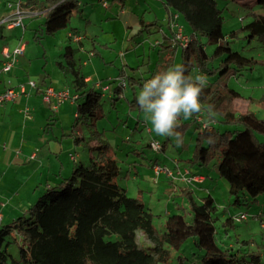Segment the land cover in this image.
<instances>
[{
  "label": "trees",
  "instance_id": "1",
  "mask_svg": "<svg viewBox=\"0 0 264 264\" xmlns=\"http://www.w3.org/2000/svg\"><path fill=\"white\" fill-rule=\"evenodd\" d=\"M232 1L243 4L252 15V20L241 29L248 31L249 36L263 40L264 15L256 14L252 9L254 5H264V0ZM162 2L176 16L182 17L189 28L186 46L174 39V33L169 37L171 43H160V50L165 53L162 71L182 65L187 69L186 75H190L192 67L201 71L208 69L207 63L213 57L222 58V62L218 68L208 69L207 74H214L221 67L225 71L230 65H235L237 70L252 68L256 63L253 58L232 50L229 39L222 32L223 16L216 0ZM23 6L27 11L41 13L42 20L33 36L38 42L66 28L73 12L80 8L79 0H20L22 11ZM11 7L14 9L13 3ZM140 21L146 26L145 21ZM2 23L7 27L6 22ZM235 33L232 31L229 38ZM206 43L218 44L213 56H208ZM75 50L67 40L63 60L57 64L65 75L72 77V87L77 94L73 126L83 125L88 132L86 138L72 136L75 143L81 138L93 142L88 144L89 160L86 164H75L70 175L46 185L33 204L0 228V264H167L171 252L178 251L188 238H195L198 248L205 251L201 264H262L259 251L248 248L253 238L238 240L241 245L238 248L217 243L213 217L217 202L209 193L196 202L191 196L192 191L184 188L194 212L193 222L188 223L181 213H170L164 220L163 231L154 228L153 214L114 181L120 167L110 156V144L103 140V133L96 128L97 120L104 116L103 91L86 81L82 63L74 56ZM127 79L132 84L140 83L139 78L128 76ZM121 90L120 84L114 86V94L118 96L112 100L120 98ZM240 98L241 94L226 84L206 82L200 102L201 112L209 119L208 125L202 127L195 121L194 114L188 121L179 119L175 129L179 133L175 136L182 141L191 124H195L194 148L188 162L200 169L218 157V174L227 180L228 192L235 197L234 202L239 201L241 194L253 199L264 195V96L259 101L262 117L251 109L239 111L236 104ZM129 104L134 107L135 99ZM209 108L212 109L211 115ZM215 121L233 129L220 130L214 125ZM161 145L163 150L162 142ZM262 214H256L258 220H264ZM233 222V216H229L222 224L228 227ZM137 230L152 242L150 252L138 245ZM112 235L115 237L111 238ZM9 236L12 240H7ZM12 241L21 244L18 259L8 252ZM257 247L264 251V241Z\"/></svg>",
  "mask_w": 264,
  "mask_h": 264
},
{
  "label": "rangeland",
  "instance_id": "2",
  "mask_svg": "<svg viewBox=\"0 0 264 264\" xmlns=\"http://www.w3.org/2000/svg\"><path fill=\"white\" fill-rule=\"evenodd\" d=\"M15 1L17 0H0L1 26L4 24L1 23L2 18H6L13 13L11 4L13 3L15 6ZM21 1L25 2L26 0ZM150 1L160 7L161 11L157 8L156 14H154L155 9L150 10L146 0H103L102 3L99 0H93L89 2L84 11L87 16H91L90 22L87 17H82V13H79L78 17L73 15L66 28L38 42L33 38L34 29L37 28L42 19L33 15L25 16L24 29L15 27L13 30L6 31V35L7 37L13 36V38L22 36L21 40H24L25 43L29 42L32 46L34 45L32 47L34 52L36 47H39L40 54L37 55L39 58L33 55L35 56L33 58L34 66L41 71L40 74L42 76L39 79H42L45 75L42 72V65L47 71L54 67L58 73H61V70L56 65V60L58 59L56 54L59 52L60 40H63L67 30L74 28L81 34H86L87 37L95 38L98 41L96 44L93 45L87 42L86 45L92 50L94 49L93 51L97 55L93 51L85 54L83 52L80 53L74 45L76 48L74 56L77 58L81 55V62H84L85 65L88 64V66H82L84 74L93 79H98L97 81L104 80L106 83L115 80L111 86L118 85L122 81L127 82V86H122L121 98L114 101L110 98L102 97L104 116L96 122V128L103 133V140L111 146L110 156L116 159L120 167V173L114 181L125 189L128 196L139 199L145 208L153 214V226L158 232L163 231L164 220L170 213H181L188 223L193 222L194 212L191 209L188 195L183 192L184 188L192 190L191 196L196 202H200L201 198L210 192L217 202V209L213 214L217 243L223 247L233 246V248H238L241 246L240 243H237L238 240L253 238V243L248 248L249 250H258L262 264H264V251L257 247L262 242V236L259 233L260 220L255 217L257 213L264 212V195L260 194L256 199H253L247 194H241L239 201L234 202L235 197L230 196L228 192L227 180L218 174V157L207 166L201 167V170H198L199 167L196 165L189 164L188 159L192 156L196 134L194 123L188 128L182 141L175 135L171 137L158 136L151 130L150 122L146 119L145 114L139 110L138 106L135 104L134 107H130V101L136 98L143 82L162 71L165 53L160 50L158 45L155 46L154 43L163 41L162 31L171 34L169 25L172 21L167 18V8L159 0L158 2L156 0ZM104 2L105 6L109 5L108 8L101 5ZM121 2H124L122 3L124 8H133L137 15H142L146 26L137 22L133 28L129 29L131 32L129 38L127 37L126 39L124 37L125 39H122L120 37L117 40V44L112 45L110 50L108 48L110 46L109 43L117 38L116 35L111 34V22L121 17L119 12H116V10H120ZM216 2L218 8L222 11V32L229 39L232 50L239 52L244 57L253 58L256 63L252 68L237 70L235 65H230L225 71V68L221 67L214 74H207L208 69L212 67L218 68L222 62V58L213 57L207 63L208 69L201 71L192 67L189 73L193 77L195 75L204 76L206 82L217 81L235 89L242 97V100L236 104V108L241 112H244L247 108L252 109L258 116L262 117L259 101L264 96V39L262 40L257 36L251 37L248 31L241 29L244 24L252 20L250 10L245 8L243 4L232 0H216ZM109 8L114 13L108 10ZM22 9L25 12L27 11L24 6ZM252 10L256 14L264 15V5H254ZM128 15H131L130 11ZM155 15H158L157 18ZM108 16H111V18L107 19ZM178 21L185 31L189 32L184 19L179 17ZM3 27L5 28L6 26L3 25ZM24 30L25 35L22 33ZM232 31H236L235 36L229 38V34ZM202 40L206 42L205 38H202ZM217 47V43H206L205 48L208 56H213ZM63 48L65 49L64 45ZM43 52L47 54L46 57H42ZM45 59L49 62L46 63ZM128 76L139 78L140 83L132 84V81L127 79ZM68 80L70 81V78ZM68 84L72 85L71 82H68ZM58 90L70 91L71 89ZM201 115L204 121H209L203 113ZM189 119L182 118V121H188ZM73 120L74 114L65 113L58 118L52 128H49L52 141L57 143L59 139L63 140L62 142L66 149L64 157L66 159L65 168L68 170L67 176L70 175L71 165L73 164L72 160H68V154L69 157L76 156V163L82 161L86 164L90 152L88 144H93V142L88 143L87 139H81L78 143H75L68 136ZM214 125L220 130L233 129L232 126L221 121H215ZM148 129L150 132H148ZM86 136H88V133H86ZM151 137L162 142L164 149L159 152L150 149L145 141ZM156 166L161 169L158 174L154 170ZM178 168L182 172H184L185 168L192 172H202L206 178L203 184L204 188H199L193 183L189 186L188 183L181 181V175H167L166 169L176 173ZM197 178L202 180V177ZM240 212L246 213L247 218L242 221L234 220V224L228 227L222 224L227 217L237 215ZM114 237V235L111 236V238ZM136 239L142 249L150 252L152 242L145 238L142 231L137 230ZM7 240H12V238L9 236ZM195 241V238H188L178 251L173 250L167 264H201L205 251L198 248ZM20 245L19 242L14 241L8 245V252L15 259L19 258ZM16 264L22 263L17 262Z\"/></svg>",
  "mask_w": 264,
  "mask_h": 264
},
{
  "label": "crops",
  "instance_id": "3",
  "mask_svg": "<svg viewBox=\"0 0 264 264\" xmlns=\"http://www.w3.org/2000/svg\"><path fill=\"white\" fill-rule=\"evenodd\" d=\"M90 1L93 0H79L80 8L78 12H73V15L78 17V14L82 13L83 16H81L87 17L90 22L91 16H87L86 13H84ZM99 1L101 3L103 2V0ZM146 1L149 4L150 10L155 9L154 14H156L157 8L161 11V8L154 5L150 0ZM156 1L158 2V0ZM159 1L164 5L162 0ZM122 3L124 2L120 3V10H116L121 17L111 22V34L116 35L117 38L109 43L110 46L108 48L110 50L112 49V45L117 44V40L120 37L122 39L124 37L126 39L127 37L129 38V35L131 34L129 29L133 28L137 22L141 23L140 20L145 21L142 15H137L133 8H124ZM101 5L105 6L104 3ZM105 7L108 8L109 5H106ZM108 10H111V8ZM166 10L168 12L167 18L169 21H172V23L169 25L171 34L162 31L163 41L159 40L160 43L163 42L165 45L171 43L169 37L174 33V24L180 25L178 21L179 17L176 16L174 11L170 9ZM129 11L131 13L130 16L128 15ZM26 12V17L34 15L41 18L40 12ZM157 16L155 15L156 18ZM109 18H111V16L107 17V19ZM181 27L183 32L188 35L189 32H186L182 25ZM14 28L15 27L4 28L3 25H0V67L5 60H8L4 55L5 51L11 54L20 43H23L24 50L22 54L17 57L11 70L0 74V91H4L8 87L18 89L20 85H23L24 91L19 92L13 100L4 101L0 104V228L3 225L12 222L13 219L22 214L24 210L33 204L42 194L46 185L58 181L61 177L67 176L66 173L68 170L65 168L66 159L64 157L66 149L64 148L63 140L59 139V142L57 143L56 141H52L50 139L49 128H52V126L56 124L58 118L62 117L65 113L74 114V119L76 115V109H74L76 103H71L69 101L62 102L57 109H53L50 103L43 100L41 92L43 87L50 85L56 90L70 88L71 90L69 92L75 93L72 85L68 84V82H71L72 84V77L70 75H65L62 71L61 75V73H58L54 67H51L47 71L42 65V72L45 75L42 79H39V77L42 76L40 74L41 71L38 70V67L34 66L33 58L40 54V49L35 46L36 50L34 52L32 50L34 45L32 46L29 42L25 43L24 40H21L23 38L22 36H14L15 38H13V36L7 37L6 31L13 30ZM22 33L25 35V30ZM67 40L69 41V44L73 45V47L75 45L77 50L84 54L94 50L86 45L87 42H90L93 45L98 42L95 38L87 37L86 34H81L74 28L67 30L64 34L63 40H60L59 52L56 54L58 55V59L56 60L57 66V62L63 60V53L65 51L63 45L66 46ZM160 43L155 42L154 45H158L161 48L162 46ZM103 44L108 45L107 43ZM46 55L45 52L42 53V57H46ZM36 58L39 57L37 56ZM77 59L81 62V55L78 56ZM45 62L48 63L49 61L45 59ZM83 65H85L84 62L82 63V66ZM85 66H88V64ZM59 70L61 69L59 68ZM86 76V81L91 86H93L94 82L98 80L96 78L93 79L88 75ZM69 78L70 81L68 80ZM63 79H65V81H63ZM29 80L36 81L38 88L30 87L28 84ZM102 81L104 82V80ZM98 89L102 90L101 87ZM117 96H115L114 86H111V84L109 85L108 90L102 92L103 98L112 99ZM241 100L242 97L238 101L240 102ZM73 121L68 136L73 140L74 137L86 138V133L88 132L85 126H73ZM142 126L144 125L142 124ZM148 141L149 140L145 141L146 145ZM68 160L73 161V164L71 165L72 171L74 165L77 164L76 156L69 157L68 154ZM81 163L84 162L81 161ZM201 169L202 168L198 170ZM190 173L193 175L192 172ZM194 173H199L195 175L202 177V180L195 179L188 185L190 186V184L193 183L199 188H204L203 184L206 181L204 174L202 172ZM209 194L212 196L210 192ZM260 213L264 212L261 211ZM259 228V233L264 241V231L261 229V226H259Z\"/></svg>",
  "mask_w": 264,
  "mask_h": 264
},
{
  "label": "clouds",
  "instance_id": "4",
  "mask_svg": "<svg viewBox=\"0 0 264 264\" xmlns=\"http://www.w3.org/2000/svg\"><path fill=\"white\" fill-rule=\"evenodd\" d=\"M187 69L174 65L143 82L135 102L158 136H179L177 121L201 112L200 96L206 78L186 75ZM122 83L127 86L126 81ZM211 115L212 109H208Z\"/></svg>",
  "mask_w": 264,
  "mask_h": 264
},
{
  "label": "built area",
  "instance_id": "5",
  "mask_svg": "<svg viewBox=\"0 0 264 264\" xmlns=\"http://www.w3.org/2000/svg\"><path fill=\"white\" fill-rule=\"evenodd\" d=\"M14 4L15 6L13 9V13L10 14V16L8 17L3 18L1 23L6 22L7 27L9 28L15 27V26L23 27V19L25 17V13L20 9V0L15 1ZM174 26H175L174 39L179 41L183 47L186 46V44L189 41L188 35L183 33L181 26H179L178 24H174ZM23 50H24V45L23 43H20L13 50L11 54L8 53L7 51L4 52V55L8 60L4 61L2 66L0 67V74L2 72H7L11 70V68L14 66L17 55L22 54ZM28 84L32 88H38L37 83L34 80H29ZM94 85L95 87H99V88L101 87L102 91H106L109 88L110 82L106 83L102 81H95ZM120 85L124 86L123 83H120ZM23 91H24L23 85H20L18 89H14L13 87H8L4 91H0V104L4 101L13 100L19 92H23ZM41 92H42L43 100L50 103L53 109H57L58 106L62 102H65V101L74 103L77 98L76 93H70L68 90H56L50 85L43 87L41 89ZM195 118H196V121L199 122L202 127L208 125V121L206 122L203 120V116L201 115V113L196 115ZM148 132H150L149 129H148ZM148 145L150 149L156 152H159L162 149L161 142L152 137L149 139ZM176 165H177V162H176ZM154 170L156 171L157 174L161 172V169L158 166L154 167ZM166 173L168 176L181 175L180 179L183 182L188 183V184L191 183L193 180L198 179L197 178L198 176L191 175L189 169L187 168H185L184 172H182L181 169L178 168V171L176 173H173L172 170L166 169ZM257 216L258 215H255L256 219H258ZM246 218H247V214L244 212H240L239 214L233 216V219L235 221H242ZM260 226H261V229L264 231V220H260Z\"/></svg>",
  "mask_w": 264,
  "mask_h": 264
}]
</instances>
